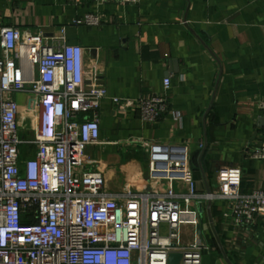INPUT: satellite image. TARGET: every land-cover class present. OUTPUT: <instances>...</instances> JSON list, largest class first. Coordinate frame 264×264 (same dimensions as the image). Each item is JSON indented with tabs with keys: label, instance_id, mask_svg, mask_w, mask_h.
<instances>
[{
	"label": "crops",
	"instance_id": "crops-1",
	"mask_svg": "<svg viewBox=\"0 0 264 264\" xmlns=\"http://www.w3.org/2000/svg\"><path fill=\"white\" fill-rule=\"evenodd\" d=\"M92 10L101 17L99 26L71 23ZM0 26L41 31L52 46L61 43L56 37L64 27L65 43L83 47L87 83L107 90L99 104L100 143L87 146L85 168L103 174L108 192L148 184L151 144L186 147L198 191L216 190L217 171L230 166L241 169L242 192L264 189V159L250 156L264 144L259 109L264 100L263 0H139L97 6L87 0H0ZM166 77L169 108L156 123H144L133 104L111 101L162 94ZM3 97L18 103V123L27 133L34 96L7 92ZM27 149L30 156H24ZM34 150L23 146L21 158L33 156ZM210 202L229 261L264 264V216L250 227L236 225L222 217L226 202ZM207 203L197 204L209 247L201 264H227L209 228ZM192 238L191 226H183L182 242Z\"/></svg>",
	"mask_w": 264,
	"mask_h": 264
},
{
	"label": "built area",
	"instance_id": "built-area-1",
	"mask_svg": "<svg viewBox=\"0 0 264 264\" xmlns=\"http://www.w3.org/2000/svg\"><path fill=\"white\" fill-rule=\"evenodd\" d=\"M71 23L99 26L101 17L92 10ZM56 38L61 43L52 46L41 31L0 26V264H167L172 252L181 254L178 264H201L209 247L196 234L197 204L223 200L222 217L246 227L264 216V189L242 192L237 166L217 171L216 190L198 191L184 146L149 145L148 184L108 192L103 174L85 168L87 146L100 143L107 90L87 83L84 49L65 43L64 27ZM169 87L166 77L162 94L111 101L135 105L152 124L169 108ZM7 92L34 96L29 136H20V108L3 97ZM259 109L264 119V100ZM23 146H34V155L22 159ZM250 156L264 159V144ZM185 225L192 228L189 243L182 242Z\"/></svg>",
	"mask_w": 264,
	"mask_h": 264
},
{
	"label": "water",
	"instance_id": "water-1",
	"mask_svg": "<svg viewBox=\"0 0 264 264\" xmlns=\"http://www.w3.org/2000/svg\"><path fill=\"white\" fill-rule=\"evenodd\" d=\"M202 153H203V151L201 152V154ZM210 206H211V202L208 201V203H207V214H208L209 228H210L211 233H212V235H213V237H214V239L216 241V244L218 246V249H219L223 259L226 261L227 264H232L229 261V259L227 258V255H226V253H225V251L223 249V246H222V244H221V242H220V240H219V238L217 236V233L215 231V228H214V225H213V221H212V217H211V214H210ZM201 228L202 227H201L200 223H198L196 225V228H195L196 234L198 235V237L201 239L202 242H205L204 237L202 235V229ZM180 259H181V254L180 253L172 252V253H170L168 255L167 264H178Z\"/></svg>",
	"mask_w": 264,
	"mask_h": 264
},
{
	"label": "rangeland",
	"instance_id": "rangeland-1",
	"mask_svg": "<svg viewBox=\"0 0 264 264\" xmlns=\"http://www.w3.org/2000/svg\"><path fill=\"white\" fill-rule=\"evenodd\" d=\"M28 135H29L28 132H27V133H23V132H22L20 136H21V137H25V136H28ZM27 150H28V152H26V153L24 152V156H30L29 153H30L31 150H30V149H27Z\"/></svg>",
	"mask_w": 264,
	"mask_h": 264
}]
</instances>
